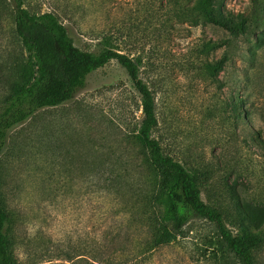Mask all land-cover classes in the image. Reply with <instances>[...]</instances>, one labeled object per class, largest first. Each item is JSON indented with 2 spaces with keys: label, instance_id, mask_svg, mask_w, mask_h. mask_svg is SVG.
Returning a JSON list of instances; mask_svg holds the SVG:
<instances>
[{
  "label": "rangeland",
  "instance_id": "1",
  "mask_svg": "<svg viewBox=\"0 0 264 264\" xmlns=\"http://www.w3.org/2000/svg\"><path fill=\"white\" fill-rule=\"evenodd\" d=\"M195 1L26 0L23 7L54 14L83 51L105 40L140 61L139 78L155 104L152 137L165 155L201 174V200L222 212L232 234L247 216L249 230L262 237L254 263L264 264V25L233 35L197 14ZM211 5L223 23L252 18L250 0ZM23 58L13 0H0V103ZM220 58L222 67L210 74L207 66ZM140 119L138 94L111 60L71 100L37 110L7 133L0 202L17 264H124L142 256V264L232 262L214 226L198 219L174 242L143 252L147 228L138 209L155 177L133 137ZM105 168L117 178L116 192L93 177ZM229 188L245 212L238 213Z\"/></svg>",
  "mask_w": 264,
  "mask_h": 264
},
{
  "label": "trees",
  "instance_id": "2",
  "mask_svg": "<svg viewBox=\"0 0 264 264\" xmlns=\"http://www.w3.org/2000/svg\"><path fill=\"white\" fill-rule=\"evenodd\" d=\"M25 1L13 0L14 31L24 58L17 69V80L0 103V153L11 129L39 109L54 108L71 100L74 93L84 87L89 74L113 60L124 70L138 94L141 119L133 137L145 167L155 177L154 186L144 199L145 204L138 209L147 228L143 252L174 242L191 219H198L214 226L222 252L232 261L229 264H255L253 253L262 244V237L249 230L247 222H250L242 213L245 210L233 190L229 188V196L238 213L243 214L237 220V232L234 234L223 225L222 212L201 200V174L187 170L165 155L158 141L152 137L157 123L155 104L152 92L139 78L140 61L106 46L105 40L95 52L79 49L54 14H31L23 7ZM211 2L196 0L193 8L207 22L222 26L233 35H246L256 21L264 25V19L259 18L263 14L260 0H250L252 18H241L235 22L227 20L225 23L215 18ZM222 64L223 58H220L207 66L210 74L219 71ZM92 173L94 178L105 184L100 186L101 189L108 193L116 192L117 178L108 168L104 172L96 170ZM6 224L7 215L0 202V264H17L11 254ZM143 257L124 264H142Z\"/></svg>",
  "mask_w": 264,
  "mask_h": 264
}]
</instances>
